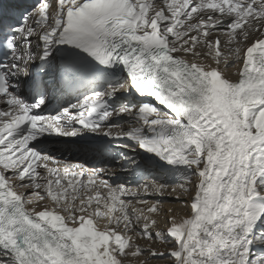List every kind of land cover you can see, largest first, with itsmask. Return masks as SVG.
<instances>
[{
  "label": "snow or ice",
  "instance_id": "1",
  "mask_svg": "<svg viewBox=\"0 0 264 264\" xmlns=\"http://www.w3.org/2000/svg\"><path fill=\"white\" fill-rule=\"evenodd\" d=\"M154 262L264 264V0H0V264Z\"/></svg>",
  "mask_w": 264,
  "mask_h": 264
},
{
  "label": "bare ground",
  "instance_id": "2",
  "mask_svg": "<svg viewBox=\"0 0 264 264\" xmlns=\"http://www.w3.org/2000/svg\"><path fill=\"white\" fill-rule=\"evenodd\" d=\"M233 71H235L234 69H232V68H229L228 69V72H229V75L231 76V73L233 72ZM231 78H233V79H235L236 77L235 76H231ZM173 196L174 195H176L175 193L174 194H172ZM152 198H156V197H152ZM165 198H170L171 200H169V201H171L170 203H168V206H167V208H174V209H182V207H181V205H180V203L179 202H177V203H175V201L171 198V197H168V196H164V198H162V199H165ZM161 199V200H162ZM174 201V202H173ZM166 209V208H165ZM183 212V211H182ZM156 264V263H155ZM157 264H159V263H157Z\"/></svg>",
  "mask_w": 264,
  "mask_h": 264
},
{
  "label": "rangeland",
  "instance_id": "3",
  "mask_svg": "<svg viewBox=\"0 0 264 264\" xmlns=\"http://www.w3.org/2000/svg\"><path fill=\"white\" fill-rule=\"evenodd\" d=\"M165 196H168V197H171V196H169L167 193L165 194ZM153 201L156 199V198H151ZM169 200H171L170 198H165V199H162L161 200V204H162V206H163V208H166L167 209V206H168V203H170L171 201H169ZM174 202V201H173ZM175 203H177V201H175ZM177 211H179V212H181V214H183V212H182V209L180 208V209H177ZM157 264V263H159V262H154V264Z\"/></svg>",
  "mask_w": 264,
  "mask_h": 264
}]
</instances>
